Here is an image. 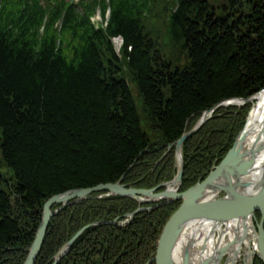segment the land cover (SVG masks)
<instances>
[{
	"label": "trees",
	"instance_id": "1",
	"mask_svg": "<svg viewBox=\"0 0 264 264\" xmlns=\"http://www.w3.org/2000/svg\"><path fill=\"white\" fill-rule=\"evenodd\" d=\"M166 1L0 0V264L23 262L51 197L121 178L144 187L137 171L147 167L149 188L168 180L156 181L168 172L172 178L174 163L171 171L152 172L168 146L156 147L143 120L173 144L220 101L264 88V0H174L168 22L173 55L161 52L159 33L149 27ZM97 7L103 16L109 7L105 27L90 21ZM114 38L121 40L118 53ZM179 52L185 66L174 61ZM244 109H219L194 136L219 144L204 163L198 160L202 148L185 142L182 190L202 181L232 147ZM151 145L159 149L154 158ZM165 154L172 157L171 150ZM107 200L118 205L104 210ZM170 207L139 213L122 227L118 221L138 208L134 200L93 199L69 209L76 214L73 233L77 222L116 218L117 224L84 232L58 264H144ZM62 226L60 214L51 219L35 264L52 263L60 247L51 246L54 237L69 232Z\"/></svg>",
	"mask_w": 264,
	"mask_h": 264
},
{
	"label": "rangeland",
	"instance_id": "2",
	"mask_svg": "<svg viewBox=\"0 0 264 264\" xmlns=\"http://www.w3.org/2000/svg\"><path fill=\"white\" fill-rule=\"evenodd\" d=\"M175 4H176V2H174V0L173 1L169 0V2L166 1V6L164 7L163 12L160 13L159 18L157 20H155V21H152L149 24V27H150L151 30H157L158 31L157 33H159L156 36H158L159 43H160V48L163 50L161 52L165 53V51L168 52V50H169L170 53H171L170 55H173V52L176 51V49L173 47V44H171V42L169 41L170 33L168 32V22L170 23L169 15L172 14V12H174ZM95 21H99V18L97 16L95 18ZM113 43H114V46L116 48H120V39L113 40ZM174 61H175V63L177 65H181V66H185L187 64V62H188L186 55L183 54L182 52H179V55H174ZM262 90H264V88L259 90L255 94L247 97V98H250V97L253 98L254 97V99H252L251 101H246V102H244V101H236V102L226 103L230 99H238V98H230V99H224V100L220 101L219 103H217L216 105L213 106V107L217 106L214 110H212V108H213L212 107V108L204 111L201 115L197 116L190 123L189 129L185 130L184 133L181 135V137L177 141H175L173 144L167 145L166 142H163V140L161 138V135L158 134V133H152L148 129V126H147L145 120H143L141 125L143 126V130L148 134L149 139L152 142L153 141H158V145L156 147H159L160 145L162 147L163 146H165V147L168 146V149H167L168 151L167 150H165V151L163 150L161 153H159V151H158L159 149H156V147H153V145H151L152 152L149 153L150 154L149 158L151 157V155L153 156L152 158H154V157H156L158 155V153L161 154L155 161H153V162L157 161V164H159L160 167L158 166L157 169L155 167H153L152 172L155 173V172H158L159 170L164 172L162 170V168L164 169L165 166H166V170L171 171L170 167L173 166V163H174V168H175L174 175L172 176L171 179L168 178L170 176V172H168V175L166 177H164V176L160 177L159 176L158 180H156V181H159V179L161 180L163 178H166L168 180H165V181H162V182H158L156 184V186L153 187L154 189L157 188L155 191H153V194L157 195V194H161L162 192H165L166 191L165 187H163L162 185L166 184V183H169V181H172L174 179V177H176V175L178 173L177 172L178 163H177V150H176V148H177V144L181 140H182V144H181V147H180V156H181V160H182V163H183V169H182V174H181V184L180 185L182 186L183 185V174H184V171H185V166H186V163H188V162H186V159L184 157V151H183V147H184L185 142L190 139V141H191L190 144L194 145L196 147V149H198L199 147L202 148V151L200 149H198V150H200L199 151V155H201V157L198 158V160L201 161L200 162L201 164L204 163L203 160L208 157V153L211 152L213 148L218 147L219 144L216 143L215 146H214L213 145V140L209 141V139L205 140L204 138L201 139L200 137L194 138V136L196 134H198L199 131L202 128H204V126L209 121H211L215 117H219V116H216V114H215L219 109L224 110L225 108H228V109H230V108H236V109L239 108L240 109L241 108V110L244 112V110H245L244 107H246L247 108V112H246L245 121H244V124H243L242 128L239 130L238 134L236 135L235 139L233 140L232 146H234L235 141L237 139V136L239 135V133L241 132L243 127L246 125L247 120L250 117L251 112L254 109H256L257 104H258V100L256 99V96ZM134 95H135V93H134ZM243 99H246V98H243ZM135 102H136V106L138 108V112H139V115H140V113H141V111H140L141 101L139 100V98L137 96H136V101ZM236 111H238V110H236ZM224 114H226V112ZM215 140H217V139L215 138ZM205 147H207L206 150H205ZM230 149L227 151V153L230 151ZM169 150H171V152H172V157H173V154H174V157H173L174 161L173 162H171L172 157L166 159L165 157H167V155L166 154L163 155V153H168ZM149 151H151L150 148H149ZM227 153L225 154V156L227 155ZM221 161H222V159H221ZM221 161H219V163L217 165L212 166V169L210 170L208 175L203 180H205L214 171L215 167H217L221 163ZM147 169H148V167L146 169H144V170L139 169L137 171V174H138L139 171L141 172L138 175V177H139L138 182L139 183H143L141 185H143V186L145 185L144 186L145 188L142 187V186L139 187L140 184L137 185V181L134 180L136 182L135 183L131 179L128 180V183H124V181H123L124 179L121 178L120 181H118L116 183H119V185L123 186L124 189H126V190L133 189V190H148V191H150L151 188H149L146 185H149V183H151V182H143V180H146L149 177V174L146 172ZM156 181H153V183L156 182ZM116 183H114V184H116ZM135 184L137 186H135ZM99 185H106V184H98V185L92 186L90 188H80V189H75V190L92 189V188H95V187H97ZM193 186H191V187H193ZM190 188H188V189H190ZM173 190H174V188L167 189L166 193L171 192ZM178 192L179 193L184 192V190H182V187L178 189ZM111 193L112 192H109V190H105V189L100 190V191H91L88 194H86L85 196H80V195L79 196H73V197H70V199H68L66 202L65 201L64 202H60V205L59 204H55V205H58V206L55 209L53 208L54 210H52V209L50 210L52 213H54V215L51 216L48 224H50V221H51V219L53 217H55V216L60 214V216L63 217V226L62 227H64L65 229H69V232L67 234L64 233V236L62 238H58L57 236L54 237L51 246H54V248L57 247V246H60V247L55 251L54 256H53V261H52L51 264H57L63 258H65L69 254V252L72 250L74 245H76V243L80 240V237L83 236V233L86 232L87 230L93 229V228H97V227L102 226V225H114V224H117V222L115 221L116 218L109 219V220H107V219L96 220L94 222H91L89 224L83 225L81 227H80V222H77L76 230L73 233L72 231H70V229L75 228V223L73 222V219L75 218L76 214H74L73 211H68L69 209L78 208V207L82 206L84 203H86L88 201H92L93 199H100L101 200V199H107V198L123 197V198H128V199L134 200L137 203L138 208L126 213L123 216L124 220L118 221L119 223L117 224V226L118 227H122V226H125L127 224L131 225L132 221L134 220L135 215H137L139 213L154 212V211L159 210V209H161L163 207L165 208L167 205H171V207H170V215L166 219V222H165V225H164L165 230H166V228L171 223V220L174 218V215L177 213V211L179 210L180 205H181V201L180 200H175V201H172L171 203L168 202V200H170L171 198H168L167 196L162 197V198H155L154 199V198H151L150 196L140 195L139 198H133V197L121 196V195H117V194H114V193L111 194ZM222 196H224L223 192L219 194V197H222ZM141 200H143V201H141ZM112 204H115V206L118 205V204L113 203V202L110 203V200H107L100 207L105 210V209H108V207L111 208ZM113 210H115V208H113ZM263 212H264V210H262V209H255L254 210L253 217L249 220L250 223H248L249 226L246 225V230L248 229V231H253L252 233L256 235V234L260 233L259 231L261 229V231L263 233V246H264V216L262 214ZM43 214H44V207H43L40 223L43 220ZM40 223H39V225L37 227V231H36V234H35L34 239L32 241V244H31L30 248L28 249V253H27L25 259L23 260V262L21 261L22 262L21 264H25V262L27 260V257L30 254L29 252H30L31 248L34 246V243L36 242L35 240H36V237H37V234H38ZM221 224H222V227H223V228H221V229H223L222 233H224V234H225V232L227 230H228V233H229V231H232V228L234 227V221H231V219L221 220ZM251 225H252V228H250ZM49 228L50 227H47L46 231L43 234L42 243L44 242V239H45V236L47 235V233L52 231V230L49 231ZM224 228H226L227 230H225ZM50 229H53V228H50ZM55 231L57 232L58 230L56 229ZM235 231H236V229L233 230V232H235ZM162 233H164V231H162ZM228 233L226 232V234H228ZM216 235L220 236V233H216ZM224 236H225L224 238L226 239L227 236L226 235H224ZM207 237H209L208 234H207ZM200 239H201V241H200ZM200 239H199V242H198L199 243V247L198 248L201 249L202 247H206V248H209L208 249L209 253L210 252L214 253L213 250L210 251L211 250L210 248H212V247L209 246L208 244H206L202 240V238H200ZM68 244H69L68 249L64 250V249L67 248L66 245H68ZM239 245H240V248H239L240 249V253H237L233 259H230L228 252L227 253L223 252V255L220 256L217 259L218 264H226L227 262L230 263V264H257L258 261H260L262 264H264V262L260 259V256H259L261 249L259 248L258 244L256 243V239L255 240L251 239L249 241L248 245L246 243H242V242H240ZM41 248H42V245L40 246L39 251H38L37 256H36V259H35V261L32 264L36 263V260H37V257H38V254H39ZM157 248L158 247H156V251H155L153 257L150 258L149 260H147L144 264H156V262H154V258L157 257V250H158ZM60 253H63V254L59 258H57V256ZM55 260H56V262H55ZM211 260L215 263V259L214 258H212Z\"/></svg>",
	"mask_w": 264,
	"mask_h": 264
},
{
	"label": "water",
	"instance_id": "3",
	"mask_svg": "<svg viewBox=\"0 0 264 264\" xmlns=\"http://www.w3.org/2000/svg\"><path fill=\"white\" fill-rule=\"evenodd\" d=\"M264 94V90L260 91L258 95ZM253 98H238V99H230L226 103L230 102H236V101H251ZM217 106L213 107L212 110H214ZM263 110L264 113V106L262 104L261 112ZM248 123V122H247ZM246 125L243 127L239 135L237 136V139L235 141L234 146L230 149V151L227 153V155L223 158L221 163L215 167L214 171L205 179L202 180L199 183H196L194 187H191L190 189L179 193L178 189L180 188L181 184V174H182V160L180 156V147L182 144V140L177 144V163H178V170L177 175L174 177L175 179L172 180V182L163 184L162 186L165 187L166 191L162 192L161 194H153V191L156 189H152L150 191L148 190H133L124 189L123 186L119 185V183L116 184H106V185H99L92 189H85V190H70L65 193L56 195L51 197L44 205V214H43V220L40 223V227L38 230V234L36 237V242L34 243V246L30 250V254L27 257V260L25 264H32L37 256V253L39 251L40 246L42 245L43 240V234L46 231L48 227V222L51 218V216L54 215L50 211V206L54 203H60V202H66L70 197L73 196H85L91 191H100V190H109V192H112L117 195L121 196H128L133 198H139L140 195L143 196H150L151 198H162L167 196L168 198H171V200H168V202L180 200L181 205L177 213L174 215V218L171 220V223L169 226L164 230V233L161 236L158 250H157V257L154 258V261L156 264H172L173 257L171 256V252L174 250V244L176 240L180 239L182 234H185V231L187 230L185 225L183 224L184 221H191V216H196L198 218H201L200 221H221V220H227L231 219V221H234V227L238 229H242L243 233L245 232L244 229H246V225L248 224L247 221H249L253 217V212L255 209H262L264 210V185L260 190H258L254 194H244V193H238V191H232L230 190L227 185L226 187H221L217 185V182L221 180L223 177L221 175L229 172L232 170V168L228 169V165L230 163L231 155H233L235 152H239L244 157L248 155V153L241 151L238 144L240 141L239 136H243V132ZM188 135V134H187ZM244 163V169L245 168H251L253 167V162ZM241 169L237 172L239 174ZM228 184H232L230 182V176L225 177ZM217 181V182H216ZM230 187V186H229ZM174 188L173 191L167 192V189ZM214 192L213 195H209L208 193ZM218 190V191H217ZM224 193V196L219 197L220 193ZM111 193V194H112ZM143 201V200H141ZM264 216V212L262 213ZM241 222V223H240ZM247 223V224H246ZM187 226V225H186ZM252 228V225L250 226ZM259 234H256V243L258 244L260 250V259L264 262V246H263V233L260 229ZM209 237H211V233L208 234ZM184 239V238H182ZM186 248L188 251L185 252V257L189 254V248L190 246L193 247L194 244L197 243V240L194 237V234H190V237L186 240ZM184 243V244H185ZM194 243V244H193ZM68 249V245H66ZM185 246V245H184ZM200 249V248H198ZM204 250H206V247H203ZM213 250V256H209L208 258L210 261L214 258L215 262H218L217 259L222 255L223 252H225L226 248H223V252L221 253V250L215 251V249L210 248ZM217 249H222L220 247H217ZM202 250V249H201ZM212 253V252H210ZM63 253H60L57 258H59ZM58 260V259H57ZM56 262V260H55Z\"/></svg>",
	"mask_w": 264,
	"mask_h": 264
},
{
	"label": "bare ground",
	"instance_id": "4",
	"mask_svg": "<svg viewBox=\"0 0 264 264\" xmlns=\"http://www.w3.org/2000/svg\"><path fill=\"white\" fill-rule=\"evenodd\" d=\"M103 17L104 16L101 13V18ZM256 99L258 100L257 107L251 112L250 117L247 120L248 123L243 132V136L240 135L238 140L240 141L238 144H241L239 145L240 150L248 153V155L244 157L239 152H235L231 155L228 169L232 168V170L224 175L222 174L221 177L223 178L218 182L216 181L218 186L225 188L227 185L230 190H236L238 193L244 194H254L264 185V113L263 110L261 112L262 104L264 106V94L260 95ZM250 160L253 162V167L244 169V163L251 162ZM239 169L243 171L237 174ZM228 174L231 177L230 182H232V184H228L226 181L225 177L228 176ZM106 184L111 185V183ZM215 191L216 190L208 194L213 195ZM191 217V221L183 222L187 230L185 231V234L183 233L181 238L179 240L177 239L174 244V250L171 252V256L173 257L172 264H218V262L214 263L208 258L209 256H213V253H209V248L206 250H204L203 247L201 248L202 250L198 249V242L200 238H202L206 244L214 248L215 251L221 250L222 253L223 248H226L225 253L228 252L230 259H233L237 253H240V242L248 245L251 239H256V235L252 233L253 231L244 229L245 232L243 233L242 229H238L241 226L238 227L235 232H233V230L236 228L233 227L232 231H229V233L228 230L224 228L228 233L226 234L225 232L224 234L222 233L223 229H221L223 228L221 221H200L201 218L196 216ZM247 223L250 222L247 221ZM192 233L194 234L198 244L193 243V247L190 246L189 248L190 255L185 257L184 254L188 251L187 248L189 247L188 245L186 248L185 242ZM209 233H211V237H207V234ZM216 233H220V236L216 235ZM224 235L227 236L226 239L224 238ZM217 247L222 249H217ZM226 264L230 263L227 262Z\"/></svg>",
	"mask_w": 264,
	"mask_h": 264
}]
</instances>
